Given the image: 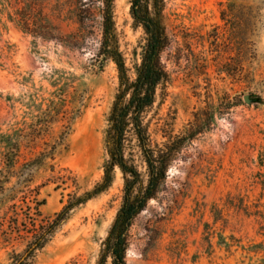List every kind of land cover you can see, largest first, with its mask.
Returning <instances> with one entry per match:
<instances>
[{
    "label": "rangeland",
    "instance_id": "1",
    "mask_svg": "<svg viewBox=\"0 0 264 264\" xmlns=\"http://www.w3.org/2000/svg\"><path fill=\"white\" fill-rule=\"evenodd\" d=\"M131 6L114 0L135 79L147 34ZM102 10V0H0V177L14 172L0 184V264H16L34 227L103 180L120 78L100 53ZM162 23L168 79L143 117L153 143L181 147L133 220L126 264H264V0H164ZM124 184L117 167L112 185L73 208L26 264H98Z\"/></svg>",
    "mask_w": 264,
    "mask_h": 264
},
{
    "label": "trees",
    "instance_id": "2",
    "mask_svg": "<svg viewBox=\"0 0 264 264\" xmlns=\"http://www.w3.org/2000/svg\"><path fill=\"white\" fill-rule=\"evenodd\" d=\"M163 2L164 0H132V16L147 34L142 62L137 68L136 78L132 79L128 74L126 59L115 32L114 0H102L104 34L100 53L115 61L120 78L119 92L108 116L105 142L109 156L104 164L103 180L93 191L82 196H73L48 224L40 228L34 227V240L30 249L16 264H26L36 250L43 248L55 228L69 218L73 208L85 203L94 194L108 189L114 181L117 167L121 169L125 179L123 201L105 239L98 264H106L108 257L112 258V264H126L128 233L133 220L146 208L148 202L157 196L161 185L166 181L168 169L175 159L176 152L181 147L177 140L172 141L167 149L153 143L143 117L146 109L156 101L158 87L168 79L161 61V52L168 42L162 23ZM197 132H201L200 125H197L185 139L191 138ZM130 135L136 141V147L145 163L146 179L133 153L127 151V144L132 141ZM11 147L13 150H9L5 160L7 167L12 170L17 159L15 153L17 144H12ZM43 157L44 154L32 162L42 160ZM7 173V179L0 177L2 186L4 181L9 182L14 175L13 171ZM11 197L12 195L7 198L13 199Z\"/></svg>",
    "mask_w": 264,
    "mask_h": 264
},
{
    "label": "water",
    "instance_id": "3",
    "mask_svg": "<svg viewBox=\"0 0 264 264\" xmlns=\"http://www.w3.org/2000/svg\"><path fill=\"white\" fill-rule=\"evenodd\" d=\"M246 100H247V101H250V98H249V96H248V95L246 96Z\"/></svg>",
    "mask_w": 264,
    "mask_h": 264
}]
</instances>
